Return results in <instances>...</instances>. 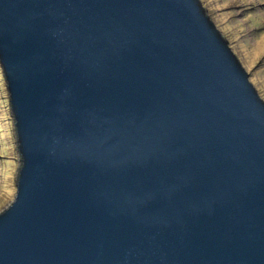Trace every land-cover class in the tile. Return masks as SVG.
Segmentation results:
<instances>
[{
	"label": "water",
	"instance_id": "1",
	"mask_svg": "<svg viewBox=\"0 0 264 264\" xmlns=\"http://www.w3.org/2000/svg\"><path fill=\"white\" fill-rule=\"evenodd\" d=\"M0 66V264H264V101L200 0H0Z\"/></svg>",
	"mask_w": 264,
	"mask_h": 264
},
{
	"label": "rangeland",
	"instance_id": "2",
	"mask_svg": "<svg viewBox=\"0 0 264 264\" xmlns=\"http://www.w3.org/2000/svg\"><path fill=\"white\" fill-rule=\"evenodd\" d=\"M264 100V0H201ZM0 67V212L15 197L21 159L16 127Z\"/></svg>",
	"mask_w": 264,
	"mask_h": 264
},
{
	"label": "clouds",
	"instance_id": "3",
	"mask_svg": "<svg viewBox=\"0 0 264 264\" xmlns=\"http://www.w3.org/2000/svg\"><path fill=\"white\" fill-rule=\"evenodd\" d=\"M201 1V0H200ZM202 3V2H201ZM204 7V6H203ZM205 9V8H204ZM206 11V10H205ZM207 12V11H206ZM208 15V14H207ZM210 18V17H209ZM210 20H211V18H210ZM212 21V20H211ZM214 22V21H213ZM216 26V25H215ZM217 28V27H216ZM218 30V29H217ZM219 31V30H218ZM221 33V32H220ZM222 34V33H221ZM223 36V35H222ZM225 39V38H224ZM226 40V39H225ZM227 41V40H226ZM228 45H229V42H228ZM230 47V46H229ZM231 49V48H230ZM232 51V50H231ZM232 53H234L233 51H232ZM237 56V55H236ZM238 58V57H237ZM239 60V59H238ZM240 62V61H239ZM242 64V63H241ZM243 66V65H242ZM244 68V70H246L245 69V67H243ZM247 72V71H246ZM248 74V73H247ZM249 81H250V77H249ZM251 83V82H250ZM252 84V83H251ZM254 86V85H253ZM255 88V87H254ZM256 90V89H255ZM257 91V90H256ZM257 94H258V92H257ZM260 96V95H259ZM261 98V97H260ZM262 99V98H261ZM263 100V99H262ZM264 101V100H263Z\"/></svg>",
	"mask_w": 264,
	"mask_h": 264
},
{
	"label": "trees",
	"instance_id": "4",
	"mask_svg": "<svg viewBox=\"0 0 264 264\" xmlns=\"http://www.w3.org/2000/svg\"><path fill=\"white\" fill-rule=\"evenodd\" d=\"M1 67V66H0Z\"/></svg>",
	"mask_w": 264,
	"mask_h": 264
}]
</instances>
